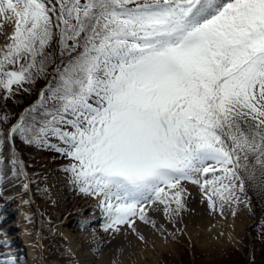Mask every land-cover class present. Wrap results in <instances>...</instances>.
Wrapping results in <instances>:
<instances>
[{"label": "snow or ice", "instance_id": "6c2138e0", "mask_svg": "<svg viewBox=\"0 0 264 264\" xmlns=\"http://www.w3.org/2000/svg\"><path fill=\"white\" fill-rule=\"evenodd\" d=\"M9 12L0 89L43 74L54 43L70 59L51 106L42 95L8 138L68 158L79 191L101 198L105 231L145 220L146 204L179 213L185 180L213 210L214 196L238 199L250 157L264 175V0H0Z\"/></svg>", "mask_w": 264, "mask_h": 264}, {"label": "bare ground", "instance_id": "6f19581e", "mask_svg": "<svg viewBox=\"0 0 264 264\" xmlns=\"http://www.w3.org/2000/svg\"><path fill=\"white\" fill-rule=\"evenodd\" d=\"M6 18L12 29L14 21L10 12ZM4 44L8 45L2 42V49ZM8 137L0 146V220H3L0 224V264H7L9 259L15 264L6 251L11 242L5 234L12 227H2L9 224L8 219L15 213L21 212L24 213L22 225H25L21 229L29 234L30 246L34 249L27 250L28 264H142L155 252L162 256L167 249L174 250L178 240L193 242L196 233L190 231L189 209L200 198L199 192L196 193L200 185H192L187 180L181 182L184 208L179 213H166L165 205L159 202L146 204L145 220L137 216L131 227L124 224L118 231H105V216L98 206L100 197L80 192L70 172L53 168L34 148L22 144L15 147L17 137ZM16 153L19 154L18 163H13ZM235 215L234 211L226 221L228 228L234 226ZM58 223L70 228V232L60 230L56 226ZM211 234L200 230L197 236L211 237ZM24 258L27 259L25 254Z\"/></svg>", "mask_w": 264, "mask_h": 264}, {"label": "rangeland", "instance_id": "374dc122", "mask_svg": "<svg viewBox=\"0 0 264 264\" xmlns=\"http://www.w3.org/2000/svg\"><path fill=\"white\" fill-rule=\"evenodd\" d=\"M11 15L14 21L12 29H10V23L6 16L0 17V51L2 50L0 56L7 51L6 44H4L5 48L2 49V42L11 43L10 37L15 30L16 18L12 13ZM47 51L51 55L43 74L36 76L33 82L26 83L22 87L17 88L13 85V92L10 95L0 89V141L3 142L5 137L9 135L10 129L20 120L21 115L25 114L27 109L38 105L42 95L45 108L51 106L52 102L48 100L47 89L50 85L54 86L53 82L58 78L57 67L62 66L64 62L70 59V56L68 53L61 54L60 45L55 43ZM72 55L75 53L73 52ZM42 112L43 109H38L36 114H42ZM12 135L17 137L15 147L22 144L25 145L24 147L34 148V151L38 152L41 158L48 160L53 168H64L70 163L68 158L51 147L25 143L19 133ZM51 144L59 146L60 142L53 139ZM18 156L19 154L16 153L15 159H19ZM253 168L256 174L253 179H250ZM241 170L243 172L241 178L244 181L243 192L240 191V182L236 181L233 191L238 189V193L234 192L238 199L221 201L218 196H214L215 210L209 207L204 191L201 189L195 191L196 193L199 192L200 198L195 203L196 205L192 204L189 209L190 231L192 234L196 233L192 243H188L184 239L178 240L174 250L172 248L167 249L162 256L155 252L149 260L142 264H264V175L261 174L260 166L255 164L254 157H250L249 172ZM246 180L248 182H245ZM191 184L194 183L191 182ZM200 202L202 203L200 204ZM234 211L236 213L232 220L234 226L228 228L226 221L230 219ZM22 214L24 215L23 212L15 213L13 218L8 219L9 224L2 227V229L12 227V230L6 234L12 236H6L11 242L6 251L9 253L8 257L14 259L15 264H28L30 258H24L23 249H26V253L28 248L34 250L30 246V240H28L29 234L21 229L25 227L21 221ZM19 215L21 216L18 217ZM56 226L60 230L62 228V230L70 232V228L66 226L59 223ZM200 230L210 232L212 236H197ZM15 239H17L16 243H14ZM166 243L168 244V242ZM74 244L76 243L74 242ZM85 252L90 254L89 250L85 249Z\"/></svg>", "mask_w": 264, "mask_h": 264}, {"label": "trees", "instance_id": "16d2710c", "mask_svg": "<svg viewBox=\"0 0 264 264\" xmlns=\"http://www.w3.org/2000/svg\"><path fill=\"white\" fill-rule=\"evenodd\" d=\"M243 172H242V170L240 171V175L242 176L243 174H242ZM245 177V176H244ZM245 182H248L247 180L245 181Z\"/></svg>", "mask_w": 264, "mask_h": 264}]
</instances>
